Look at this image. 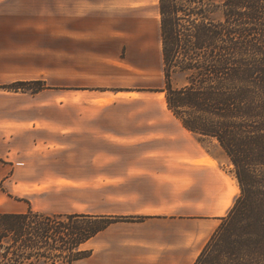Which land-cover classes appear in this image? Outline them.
Returning <instances> with one entry per match:
<instances>
[{"label":"crops","instance_id":"crops-1","mask_svg":"<svg viewBox=\"0 0 264 264\" xmlns=\"http://www.w3.org/2000/svg\"><path fill=\"white\" fill-rule=\"evenodd\" d=\"M0 16L12 21L24 19L34 34L56 35L59 57L64 52L65 58L68 52L75 60V73L79 65L104 66L107 54L101 52L141 50V46H134L141 44V35L152 34L156 28L161 32L160 0H0ZM62 70L60 64L59 75ZM99 86L70 91L89 94L93 97L90 101L112 92L97 89ZM122 93L126 91H118L114 97L122 98ZM74 109L80 122L57 123L59 146L65 142L68 130L81 137L83 124L90 126L88 137L95 143L112 148L114 145L124 148V144H115L117 139L130 138L129 141L137 143L132 145L139 152L136 161L116 158L121 164L114 169L115 157L105 151L102 160L96 157L93 171L96 178L141 180V215L146 216L141 222L110 225L94 237L97 239L94 253L80 262L194 264L230 205L221 184L210 180L212 168L205 155L193 145L191 137L196 134L181 122L183 132L177 142L179 136L163 130L160 123L115 126L83 122V115L105 113L110 108L91 104ZM29 124H19L12 118L0 123V213L27 212L37 193L33 187L42 184L35 180L55 177L49 167L50 124ZM131 130L137 133H125ZM181 142V146L177 145ZM172 143H176L175 149L180 154L169 153ZM108 231L116 233L102 237Z\"/></svg>","mask_w":264,"mask_h":264},{"label":"trees","instance_id":"trees-1","mask_svg":"<svg viewBox=\"0 0 264 264\" xmlns=\"http://www.w3.org/2000/svg\"><path fill=\"white\" fill-rule=\"evenodd\" d=\"M160 11L167 106L219 143L240 188L194 264H264V0H160ZM175 72L183 85H174ZM128 219L0 213V264H75L91 255V239Z\"/></svg>","mask_w":264,"mask_h":264},{"label":"rangeland","instance_id":"rangeland-1","mask_svg":"<svg viewBox=\"0 0 264 264\" xmlns=\"http://www.w3.org/2000/svg\"><path fill=\"white\" fill-rule=\"evenodd\" d=\"M214 17L221 19L222 10L216 9ZM23 20L19 18L12 21L7 16H0V123L12 118L19 124H50L49 167L50 174L55 177L35 180L42 184L33 187L37 193H34L30 207L52 215L108 214L129 218L128 221L116 223L141 222L146 218L141 215V180L96 178L93 171L97 166L96 157L102 160L101 154L105 151L115 157L114 169L121 164L116 158L136 161L139 152L136 148L132 149V145L137 143H133V139L129 141L130 138L115 140V144H124V148L95 143L88 137L90 126L83 124L81 137L68 130L65 142L62 141L63 144L59 146L57 123L68 125L80 122L74 108L92 104L97 107L106 106L110 110L96 115H83V122L109 123L115 126L117 123L131 126L137 122L160 123L163 130H169L175 136H179V133L181 135V121L168 109L165 93L161 91L165 87V65L160 29L156 28L152 34L141 35V44L134 45L141 46V50L132 48L121 52H101L107 54L106 61L102 64L104 66L79 65L75 73V60L68 56V52L65 58L64 52L59 57L56 35L34 34ZM60 64L63 68L61 75L58 73ZM185 80L183 73L175 72L172 75L175 86L183 85ZM34 81L37 83L33 84ZM19 82L26 84L18 85ZM94 85H100L97 89L112 92L102 99L90 101L93 98L91 95L70 91L86 90ZM37 87L42 88L39 91L44 90L42 94H36L38 91L34 89ZM118 91L126 93H122V98L114 97ZM62 106L65 107L64 110L60 109ZM125 133L132 135L137 131ZM180 139L179 136L176 141H181ZM191 139L212 168L210 180L219 182L224 188L230 210L240 194L233 165L216 140L197 134ZM177 145L181 146L182 142ZM171 147V155L180 154L175 149L176 143H172ZM187 182L191 184V179ZM115 233L108 231L102 237ZM96 243L97 239L93 238L84 248L93 254ZM80 261L75 264H84Z\"/></svg>","mask_w":264,"mask_h":264}]
</instances>
